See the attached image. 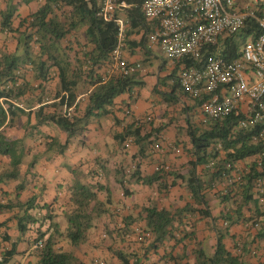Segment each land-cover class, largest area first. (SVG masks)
<instances>
[{
	"label": "trees",
	"instance_id": "obj_1",
	"mask_svg": "<svg viewBox=\"0 0 264 264\" xmlns=\"http://www.w3.org/2000/svg\"><path fill=\"white\" fill-rule=\"evenodd\" d=\"M140 1L133 0L135 7L127 11L126 46L128 43L136 45L131 36L136 34L141 25L151 30L152 24L141 13ZM38 5V9L26 19V30L19 35L18 48L24 55L0 51V157L8 159V167L0 171V185L14 181L18 183L12 198L5 200L3 193L0 194V213L11 214V219L16 221L20 238L26 234L34 236L35 239L31 242L34 248L33 264L78 263L75 252L81 251L88 243L89 231L104 217L110 219L112 226L111 223H105L102 245L109 243L106 247L118 259L119 264H143L144 259L149 260V255H155L162 247L165 251L161 258L162 264H245L247 256L255 253L256 238L264 239V227L260 228L256 238L244 239L242 242L232 240L231 249H228L225 240L233 239L231 229L241 223L250 222L254 228L261 222L264 224V192L258 191L264 189V120L240 127L246 117L239 110H233L220 119L192 123L191 114L200 108L206 96L196 99L188 96L180 86L177 75L184 67L198 66L192 60L175 61V71L168 77L173 82L172 95L165 98L167 104L177 106L179 102L176 100V93L180 92L192 105L187 109L181 107L177 116L156 126L151 114L138 117L123 125L121 131L113 136L120 150L125 149L128 139L132 140V145L137 149L132 156L134 168L130 174H126L123 165L114 170V180L121 188L123 197L131 195L126 185L133 181L150 188L156 185L159 195L169 193L171 188L180 184L189 196V201L183 206L160 207L157 200L142 207H134L133 211L137 213H115L118 206L113 204V190L102 182L109 174L98 161L95 168L89 169L93 183L77 180L73 182L67 189L68 198H63V208L59 205L58 197L45 203L42 199V187L39 189L40 193L20 199L21 193L29 184L26 181L27 173L38 163L37 157H34L27 164V172L19 170L30 153L35 137H41L45 141L41 143V155H63L75 139L89 130L88 125L92 119L106 118L111 114L116 98L143 85L135 76H114L105 80V68L116 41L117 30L113 23L96 17L94 0H44V3ZM15 10L12 5L5 11L0 10L2 31H15L12 27ZM83 28L84 51H79L70 39L71 36L76 38L78 31ZM250 32L251 29H246L226 37L222 55L238 58L237 51ZM80 55L82 61L78 58ZM28 67L35 70V79L41 85L48 78H53L50 72L55 71L57 79L56 101L33 112H26L18 107V102L25 101V95L32 90L25 78L20 76L21 71ZM76 75H82L86 85L92 87L83 110L81 104L76 102L79 79ZM41 85L38 87L42 95L37 98L39 102L45 92ZM65 107H73L74 110L67 115L64 113ZM48 109L52 111L49 112ZM186 111L189 116L187 119L183 118ZM22 116L26 117L22 138L9 136L8 131L16 127ZM180 120L184 121L185 126L177 125ZM48 124L55 125L65 134V139L46 136L42 128ZM172 124L177 125L176 134L186 133L188 141H178L174 146L182 145L190 160L181 169L175 170L166 163H160L151 175H141V160L148 157L150 147L157 145L162 133ZM78 142L84 146L82 140ZM250 159L252 160L245 164V169L239 167ZM259 181L262 184L260 188ZM220 186L225 188L219 190ZM99 193L104 195L103 199L99 197ZM207 193L213 194L222 206L217 218L213 216L206 198ZM60 210H63L66 222V227L62 230L55 221L57 211ZM202 221H207L205 229L214 238L212 245L204 248L197 239V224ZM136 226L143 232L142 240L127 239L126 242V236H132ZM60 240L66 242L69 249L58 247ZM38 241L41 245L35 246ZM117 241L121 243L120 247L117 246ZM1 242L8 245L3 251L0 250V264H10L18 254L20 240L10 242L6 232ZM168 242H173V246L167 250L165 244ZM188 243H194V249L189 254ZM134 246L140 247L138 249L142 253H138ZM176 248H179V252L174 254ZM190 260H193L192 263ZM93 262L91 264L97 261Z\"/></svg>",
	"mask_w": 264,
	"mask_h": 264
},
{
	"label": "crops",
	"instance_id": "obj_2",
	"mask_svg": "<svg viewBox=\"0 0 264 264\" xmlns=\"http://www.w3.org/2000/svg\"><path fill=\"white\" fill-rule=\"evenodd\" d=\"M44 3V0H0V10H6L10 5L16 8L14 17L12 18V27L14 32L2 31L0 29V51H4L6 54H16L23 56L22 50L18 48L19 35L23 33L27 24L26 19L35 12L39 5ZM1 19V16H0ZM75 36H71L70 42L75 46L76 50L84 51L83 45L85 44L84 33L85 28L78 31ZM149 29L145 25H141L136 31V34L131 36V40L136 42L134 44L128 43L124 49L123 58L132 64H140L144 69V73H137L134 75L137 80L143 83L142 87H135L130 93L124 94L114 100V107L111 109V114L106 118L92 119L89 122V130L79 139H75L74 143L68 148V150L60 156H47L41 155L43 151V145L45 142L41 137H35L29 155L26 156L23 165L19 167V170L27 172L28 162L37 157L38 163L34 169L27 173L26 181L29 184L26 190L21 193L20 199H27L31 195L38 194L39 189L43 188L42 199L45 203H49L56 199L59 201V205L63 208V198H68L69 194L67 189L73 182L82 181L84 183H93V178L90 177L89 169L95 168L98 163L101 162L106 171H108L107 178L104 179L103 184L108 185L113 190V204L118 206L115 211L117 214L127 215L134 212V207H142L143 205L152 203L159 200L160 207L175 208L181 207L189 201V196L185 191L184 186L177 185L170 189L169 193L158 194L156 185L152 188L137 184L135 181L126 185L127 189L131 192L129 197H123L121 188L115 182L114 170L117 166L123 165L126 174H130L134 168L132 162V156L136 153L137 149L131 145L127 149L120 150L113 136L121 131V128L126 123H129L131 119L150 115L155 119L154 125L167 122L168 118L178 115L182 108H186L193 103L188 102L180 92L176 93V100L179 104L177 106H170L166 103L165 98L172 95V80L168 77L175 71L176 62L174 60L164 57L160 49L151 44L147 39ZM131 49V50H130ZM90 50V47L88 48ZM78 58L82 61L81 55ZM154 58L158 61L156 71L149 70L145 63ZM74 62V60L72 59ZM178 72V71H177ZM52 74V79H47L46 82H41L35 79L36 72L34 69L28 67L26 70L21 71L20 76L25 78L29 87L32 88L24 97L25 101L18 102V107L26 112L37 111L40 107L50 106L56 101V85L57 79L55 77V71ZM178 75V74H177ZM78 79L76 98L81 104L80 107L83 110L85 107L87 94L91 91L92 87H88L85 78L82 75H76ZM39 85L44 86L43 99L39 102L37 98L42 96L40 94ZM175 98V96H172ZM27 103V104H26ZM30 103V104H29ZM53 109V108H52ZM52 109L47 111L51 112ZM130 111V115H126L127 111ZM197 109L191 114V122L194 124L199 123L201 116ZM126 111V112H125ZM183 118H189L188 111ZM26 122V117L22 116L18 119L16 127L8 131V135L16 139H20L23 136V126ZM34 123V119L32 120ZM177 125L185 126L183 120H180ZM172 124L169 126L160 136V141L156 142L159 145L158 149L150 147L148 151V157L141 160L140 173L141 175H151L154 172L156 166L160 163H166L173 169H181L182 166L190 160V157L184 152L182 145L174 146L178 141H188L186 133L176 134V126ZM42 132L46 136L59 137L61 140L65 139V134L61 133L53 124H48L45 128H42ZM78 140L84 142V146L79 145ZM179 150V153L175 151ZM34 150V151H33ZM52 157V158H51ZM51 158V159H50ZM252 159L240 164V168L245 169V164ZM8 159L0 157V171L5 170L8 166ZM129 170V173H128ZM34 176V177H33ZM16 181L8 182L0 185V194L5 196L6 199H10L14 196ZM225 186H220L218 189L222 190ZM264 191V189H263ZM99 197L103 199L104 195L99 193ZM206 198L209 202L211 209L213 210L214 218L220 214L222 206L218 204L217 198L213 194H206ZM2 200V199H1ZM112 209V208H111ZM134 213H137L135 211ZM55 221L58 223V227L62 230L66 227V222L63 216V210L57 211V217ZM119 222V217L117 218ZM202 221L197 224V239L200 242L201 247L211 246L213 243L212 234L205 229V223ZM211 222V221H210ZM105 223H111L109 218H102L95 225V228L89 231L90 238L88 243L82 247L81 251L75 252L77 259L76 264H91L92 261H103L104 264H119L118 259L113 257L108 251L106 242L102 245V237H104V225ZM0 250L8 244L2 243L1 239L4 233L10 237V242H14L19 239L20 242L17 247L18 254L14 257L10 264H33V250L31 241L28 235L20 238L16 230V221L11 219V214L0 213ZM112 226V223L110 224ZM264 227L261 222L256 228L251 226V223H241L231 229V235L233 239H226L228 249H231L233 245L232 240H250L256 238L260 228ZM52 231V230H51ZM246 237V238H245ZM255 250L252 256H247L245 264H264V239L256 238ZM128 240L126 239V242ZM121 243L117 241V246L120 247ZM194 243H188V254L194 249ZM173 246V242L165 244L167 250ZM58 247H64L69 249V245L66 242L60 240ZM135 248H140L134 246ZM179 252V248L174 250V254ZM138 253H142L138 249ZM165 254L164 248L158 250L155 255L150 254L149 260L144 259L143 264H162L161 258ZM193 260H190L192 263ZM93 262V263H94Z\"/></svg>",
	"mask_w": 264,
	"mask_h": 264
},
{
	"label": "built area",
	"instance_id": "obj_3",
	"mask_svg": "<svg viewBox=\"0 0 264 264\" xmlns=\"http://www.w3.org/2000/svg\"><path fill=\"white\" fill-rule=\"evenodd\" d=\"M94 4L96 17L113 23L117 30L105 68V80L144 73L140 64L129 63L122 56L126 47L127 11L136 3L133 0H94ZM139 4L142 15L152 24L147 34L150 43L167 59H187L198 64L179 70L178 79L191 98L206 96L199 108L203 123L223 118L233 110H239L246 117L240 127L264 120V0H141ZM246 29L251 32L237 51L239 57L222 55L225 38ZM76 102H79L77 98ZM73 110V107L66 108L64 113L70 115ZM126 115H130V111ZM131 145L132 140L128 139L125 149ZM154 148L158 149L159 145ZM261 185L259 181L258 188ZM258 191L264 192L263 189ZM28 238L31 242L35 239L33 235ZM142 238L139 226L133 228L132 236H126L137 241ZM37 245L41 242L35 243Z\"/></svg>",
	"mask_w": 264,
	"mask_h": 264
},
{
	"label": "rangeland",
	"instance_id": "obj_4",
	"mask_svg": "<svg viewBox=\"0 0 264 264\" xmlns=\"http://www.w3.org/2000/svg\"><path fill=\"white\" fill-rule=\"evenodd\" d=\"M145 66L149 69V70H154V71H156V69H157V66H158V61H156L154 58H152L150 61H147L146 63H145ZM127 111V110H126ZM125 111V112H126ZM34 151V150H33Z\"/></svg>",
	"mask_w": 264,
	"mask_h": 264
}]
</instances>
